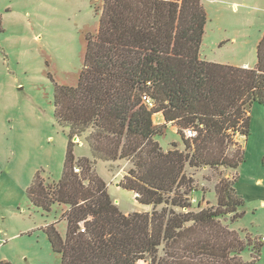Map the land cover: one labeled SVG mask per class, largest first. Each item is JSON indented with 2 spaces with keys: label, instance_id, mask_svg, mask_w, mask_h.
Wrapping results in <instances>:
<instances>
[{
  "label": "trees",
  "instance_id": "obj_1",
  "mask_svg": "<svg viewBox=\"0 0 264 264\" xmlns=\"http://www.w3.org/2000/svg\"><path fill=\"white\" fill-rule=\"evenodd\" d=\"M97 11L77 82H55V117L69 138L62 177L46 183L37 172L28 188L34 205L63 208L66 233L56 222L46 227L61 264H255L264 244L222 220L244 213L236 184L246 150L238 137L250 133L252 106L264 104V34L256 65L245 67L201 58L208 22L201 0H102ZM168 124L184 149L174 142L164 150L155 139ZM75 136L91 157H76ZM120 159L131 163L120 186L152 211L124 213L114 202L96 163ZM204 166L236 175L220 178L216 204L196 209V181L186 170ZM250 246L254 259L246 262Z\"/></svg>",
  "mask_w": 264,
  "mask_h": 264
},
{
  "label": "rangeland",
  "instance_id": "obj_2",
  "mask_svg": "<svg viewBox=\"0 0 264 264\" xmlns=\"http://www.w3.org/2000/svg\"><path fill=\"white\" fill-rule=\"evenodd\" d=\"M201 1L208 15L201 58L254 67L264 34V0ZM101 4L102 0H0V261L61 264L46 227L56 222L61 234L66 233L63 208L55 204L48 212L34 205L28 188L37 172L46 183L62 177L69 138L68 129L55 117V82H77L87 36L98 27ZM155 121H160L159 116ZM155 139L164 150L173 148L174 142L180 149L185 147L172 124ZM238 140L246 151L236 188L246 203L240 218L222 221L243 237L264 244V180L256 182L264 179V104L252 106L250 133ZM73 141L76 157H91L83 137L75 136ZM130 167L126 159L96 163L97 173L110 182L109 192L124 213L152 211L151 204L138 202L133 191L116 185ZM186 171L196 181L198 190L192 193L196 209L216 204L220 178L236 175L225 167H187ZM242 257L253 261L251 246ZM255 264H264V245Z\"/></svg>",
  "mask_w": 264,
  "mask_h": 264
},
{
  "label": "crops",
  "instance_id": "obj_3",
  "mask_svg": "<svg viewBox=\"0 0 264 264\" xmlns=\"http://www.w3.org/2000/svg\"><path fill=\"white\" fill-rule=\"evenodd\" d=\"M240 66L248 67L247 64H243V65H240ZM156 115L159 116V118H160V121L157 122V123H164V119H163L162 114H161V113H157ZM173 127L175 128L174 125H173ZM175 129H176V128H175ZM84 144H85V143H84ZM124 175H125V174H122V178H123ZM263 180H264L263 178H260V179L257 180L256 182H257V183H262ZM120 181H121V179L116 181V185H117V186H120ZM106 182L108 183V188H110V187H109V186H110V182L107 181V180H106ZM134 195L137 196L136 193H134ZM116 201L119 202L118 200H116Z\"/></svg>",
  "mask_w": 264,
  "mask_h": 264
},
{
  "label": "built area",
  "instance_id": "obj_4",
  "mask_svg": "<svg viewBox=\"0 0 264 264\" xmlns=\"http://www.w3.org/2000/svg\"><path fill=\"white\" fill-rule=\"evenodd\" d=\"M143 99H144V101H145L149 106H153V100H152L151 98H149V97H147V96H144ZM186 134H187V136L193 137V136L196 135V131L193 130V129H188V130L186 131ZM78 170H79V169L76 168V171H78ZM263 240H264V237H263Z\"/></svg>",
  "mask_w": 264,
  "mask_h": 264
}]
</instances>
